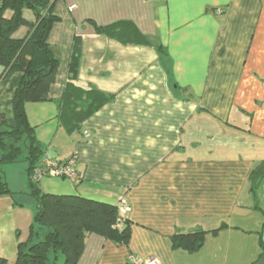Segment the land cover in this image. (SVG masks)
<instances>
[{"label": "crops", "instance_id": "crops-1", "mask_svg": "<svg viewBox=\"0 0 264 264\" xmlns=\"http://www.w3.org/2000/svg\"><path fill=\"white\" fill-rule=\"evenodd\" d=\"M50 4L58 20L47 44L58 67L48 100L26 103L24 114L43 154L56 161L75 158L80 180L46 176L38 185L45 194L113 206L124 198L129 207L123 214L126 245L90 234L77 264H127L129 254L159 264L255 261L264 178L253 191L250 174L264 166V0ZM23 15L34 20L30 11ZM26 33L21 28L13 37ZM76 40L74 82L106 102L70 130L62 98ZM2 74L0 67L5 112L11 85H4ZM2 170L12 192L26 191L25 163ZM7 171L19 175L18 188L11 187ZM23 198L34 208L32 199ZM193 232L205 233L199 250L172 248L173 235Z\"/></svg>", "mask_w": 264, "mask_h": 264}, {"label": "trees", "instance_id": "trees-1", "mask_svg": "<svg viewBox=\"0 0 264 264\" xmlns=\"http://www.w3.org/2000/svg\"><path fill=\"white\" fill-rule=\"evenodd\" d=\"M26 10L33 14V21L24 18ZM5 12L10 15L5 16ZM57 20L50 0H0V67L2 82L11 85L9 110L0 112V196H10L15 203L17 196L34 201L28 234L16 245L14 264H77L86 236L95 234L117 246L126 245L130 236L128 222L120 216L117 204L113 206L78 195L45 194L38 185L42 177H37L36 171L43 168L41 162L46 155L26 121L24 105L48 100V89L59 61L47 44V37ZM21 28L27 29L26 35L14 38ZM79 57L80 42L76 40L69 68L71 77L62 98L66 108L69 106L70 130L77 129L95 112L99 107L96 104L106 102L96 91L85 90L74 82ZM17 163L26 164L24 193L9 189L2 170L3 166ZM263 178L264 166L252 171L250 190L254 191ZM204 236V232L176 234L171 238V245L173 249L193 253L202 247ZM259 248L251 264H264L262 232Z\"/></svg>", "mask_w": 264, "mask_h": 264}, {"label": "rangeland", "instance_id": "rangeland-1", "mask_svg": "<svg viewBox=\"0 0 264 264\" xmlns=\"http://www.w3.org/2000/svg\"><path fill=\"white\" fill-rule=\"evenodd\" d=\"M12 165L24 166V163ZM7 173L12 185L10 186L14 189L18 188L20 177L16 176L17 172L7 171ZM17 198L21 200V196L16 197L15 203L10 196H0V252L4 255L0 256V264H14L15 254L8 258L9 254L15 252L17 243L24 241L28 234L33 207L24 203L25 198L21 200V203Z\"/></svg>", "mask_w": 264, "mask_h": 264}, {"label": "built area", "instance_id": "built-area-1", "mask_svg": "<svg viewBox=\"0 0 264 264\" xmlns=\"http://www.w3.org/2000/svg\"><path fill=\"white\" fill-rule=\"evenodd\" d=\"M84 137L88 138V133L85 131ZM43 168L40 171H36L37 177H56L63 178L71 181L72 183H78L80 176L76 170L75 158H70L65 162H55L48 156L42 159ZM118 208L120 211V216L122 217L127 211H129L128 204L124 198H121L118 203ZM127 264H159L156 260L150 259L147 261H142L136 256H128Z\"/></svg>", "mask_w": 264, "mask_h": 264}, {"label": "water", "instance_id": "water-1", "mask_svg": "<svg viewBox=\"0 0 264 264\" xmlns=\"http://www.w3.org/2000/svg\"><path fill=\"white\" fill-rule=\"evenodd\" d=\"M262 242L264 243V228L262 230Z\"/></svg>", "mask_w": 264, "mask_h": 264}]
</instances>
